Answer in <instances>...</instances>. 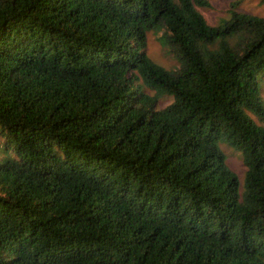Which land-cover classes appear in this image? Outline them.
<instances>
[{"label":"trees","instance_id":"16d2710c","mask_svg":"<svg viewBox=\"0 0 264 264\" xmlns=\"http://www.w3.org/2000/svg\"><path fill=\"white\" fill-rule=\"evenodd\" d=\"M207 6L0 0V264H264V17Z\"/></svg>","mask_w":264,"mask_h":264},{"label":"rangeland","instance_id":"374dc122","mask_svg":"<svg viewBox=\"0 0 264 264\" xmlns=\"http://www.w3.org/2000/svg\"><path fill=\"white\" fill-rule=\"evenodd\" d=\"M207 7H196L210 26H217L221 20L228 18L230 10L234 9L240 13H246L264 17V3L261 0H205ZM161 33L148 32L146 34V54L160 67L166 70H173L177 67L176 60L163 47L159 41ZM262 98L264 100V85L262 86ZM169 97L161 98L158 101L157 109L166 107L171 103ZM226 157V164L236 174L239 187L242 190L244 184L245 167L242 162L241 154L226 144L220 145Z\"/></svg>","mask_w":264,"mask_h":264}]
</instances>
